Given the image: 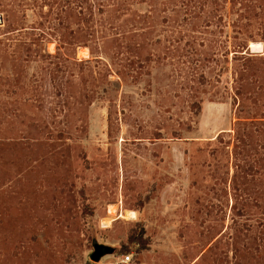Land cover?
Segmentation results:
<instances>
[{"label":"rangeland","instance_id":"1","mask_svg":"<svg viewBox=\"0 0 264 264\" xmlns=\"http://www.w3.org/2000/svg\"><path fill=\"white\" fill-rule=\"evenodd\" d=\"M8 4L0 0V42L15 34L7 17L38 18L32 6L10 13ZM186 41L135 76L112 72L78 110L72 60L47 65L33 53L18 61L25 53L16 40L0 55V264H236L237 227L264 233V163L253 177L254 152L243 169L235 157L244 115L253 123L249 149L264 158V118L256 117L264 116V36L249 41L263 47L252 55L242 112L232 53L217 62L189 54ZM42 45L55 54L59 43ZM75 53L96 58L84 44ZM194 67L204 78L190 98ZM94 240L114 252L92 260ZM242 253L241 264H254Z\"/></svg>","mask_w":264,"mask_h":264},{"label":"trees","instance_id":"2","mask_svg":"<svg viewBox=\"0 0 264 264\" xmlns=\"http://www.w3.org/2000/svg\"><path fill=\"white\" fill-rule=\"evenodd\" d=\"M138 4H147L149 9L139 11L135 9ZM8 5L10 13L23 6H32L38 18L32 24L22 21L17 24L16 19L10 21L7 17L8 32L15 34L8 42H0L2 59L9 55L12 42L16 40L15 45L25 53L22 58L16 56L18 61L33 53L47 65L62 57L72 60L70 75L76 82L69 96L76 110L85 100L93 101L100 90L105 91L102 85L111 81L112 72L119 76H135L134 72L139 74V69L149 67L154 61L155 64L164 61L171 48L179 51L184 39L189 54H214L218 58L212 57V60L224 62L221 57L232 53L235 94L243 101L240 111L245 110L246 89L250 84L247 79L254 71L252 55L259 53L251 51L249 41L264 36V0H11ZM168 32L172 39H165ZM48 38L59 43L55 54L47 52L42 45ZM82 44L89 46L95 59L76 56V48ZM71 49L74 55L69 54ZM195 59L191 56L186 62L193 63ZM206 59L202 58V62ZM94 60L97 63L93 65ZM194 69L188 76L190 98L195 96V85L204 78L203 73L198 76ZM3 76L0 73V80ZM260 88L264 85H259ZM197 101H192V107ZM1 104L5 112L6 102L3 100ZM256 117L264 118L262 114ZM249 119L239 116L235 157L239 159V168L243 169L250 151L254 152L255 162L247 171L254 177L258 173L255 168L263 166L264 158L259 157L254 148L249 149L252 136L247 130H253L249 129L253 126L247 121ZM238 227L234 239L241 246L234 249L236 264L246 260L241 250L254 264H264V233L256 230L252 234L248 228Z\"/></svg>","mask_w":264,"mask_h":264},{"label":"water","instance_id":"3","mask_svg":"<svg viewBox=\"0 0 264 264\" xmlns=\"http://www.w3.org/2000/svg\"><path fill=\"white\" fill-rule=\"evenodd\" d=\"M0 23H2V18L0 17ZM256 44V43H253ZM251 45V51L252 52H260L261 49H257L255 46ZM93 247L94 250L91 253L90 257L92 260L98 262L101 260V258L107 254H112L115 250L114 247L104 244V243H99L96 240L93 241Z\"/></svg>","mask_w":264,"mask_h":264},{"label":"bare ground","instance_id":"4","mask_svg":"<svg viewBox=\"0 0 264 264\" xmlns=\"http://www.w3.org/2000/svg\"><path fill=\"white\" fill-rule=\"evenodd\" d=\"M253 46H255L257 49H262V44L259 42V43H256V44H253ZM88 49L86 48V49H84V50H79V56H88ZM109 211L112 213V214H115V212H116V209H115V207L113 206V205H111L110 207H109ZM134 212V211H133ZM131 213V216L132 217H134V213Z\"/></svg>","mask_w":264,"mask_h":264},{"label":"built area","instance_id":"5","mask_svg":"<svg viewBox=\"0 0 264 264\" xmlns=\"http://www.w3.org/2000/svg\"><path fill=\"white\" fill-rule=\"evenodd\" d=\"M130 260V255H127L126 257H125V261H129Z\"/></svg>","mask_w":264,"mask_h":264}]
</instances>
